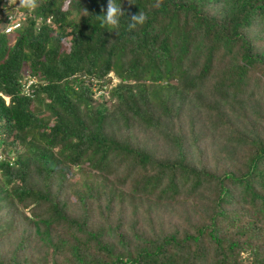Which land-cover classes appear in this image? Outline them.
Segmentation results:
<instances>
[{
    "label": "trees",
    "instance_id": "16d2710c",
    "mask_svg": "<svg viewBox=\"0 0 264 264\" xmlns=\"http://www.w3.org/2000/svg\"><path fill=\"white\" fill-rule=\"evenodd\" d=\"M115 2L118 29L39 0L0 31V264H264V0ZM109 71L107 99L77 79Z\"/></svg>",
    "mask_w": 264,
    "mask_h": 264
},
{
    "label": "clouds",
    "instance_id": "9594fccd",
    "mask_svg": "<svg viewBox=\"0 0 264 264\" xmlns=\"http://www.w3.org/2000/svg\"><path fill=\"white\" fill-rule=\"evenodd\" d=\"M2 1V0H1ZM3 3V6L1 7V15H5V20L6 22L4 23L3 27L1 28V33L8 35L10 33H14L16 31V29H19V27L22 25V22L24 21L25 17L23 15H15L14 14V10H16V8H24L27 9L29 12L34 11L38 6H39V0H19V2H16V0H8V3ZM162 3V0H157V7ZM8 13H12V18L11 19H7V15ZM87 10L85 9V15L87 14ZM124 11L122 10V6L121 4H117L115 2V0H108L107 3V8H106V14H104L102 17L98 16V18L101 19V23L104 25H108L110 26L112 29H118L119 25H120V17L124 15ZM36 24L35 29H38V26L40 25L42 18L41 17H37L36 19ZM147 20V16L145 13L140 12L134 15H131L129 17V22L127 25V28L129 31H133L137 28L138 25H143L145 23V21ZM45 23L48 24L50 23V17H46L44 19ZM109 74H113L111 71H109L104 79H96L93 76H86V75H78L77 79L78 80H84V83L86 85H88L90 91L93 93V97H103V94H98L96 96L95 95V90L98 88H93L94 85H96L97 83L100 82H104L103 85H99L100 88L104 86V88H106L105 90V96L107 98V90L113 86L114 84H116L118 82V79L116 76H114V80H107L106 77H109ZM76 76V74L71 75L70 77H74ZM160 82L165 83L168 81H163L161 80ZM16 83H17V87H18V94L31 100V106H33V100H34V89L35 87H38V84H42V81L38 79L37 75L35 73L29 72V71H25V72H21L20 75L17 77L16 79ZM169 83V82H168ZM175 83V80H174ZM74 87V86H73ZM74 89H76L74 87ZM0 98L2 99L3 103L5 106H8L10 103V97L7 94H4L1 90H0ZM105 99V98H104ZM1 136V134H0ZM4 149L0 148V152L4 151ZM13 156L12 155H7V156H3V154L0 156V159H5V158H9L11 159Z\"/></svg>",
    "mask_w": 264,
    "mask_h": 264
},
{
    "label": "rangeland",
    "instance_id": "374dc122",
    "mask_svg": "<svg viewBox=\"0 0 264 264\" xmlns=\"http://www.w3.org/2000/svg\"><path fill=\"white\" fill-rule=\"evenodd\" d=\"M107 78V80H114V76H113V74H109V77H106ZM169 83H174V80H169L168 81ZM147 83V82H146ZM98 84L99 85H103L104 84V82H100V83H97L96 85H94L93 86V88L95 89V88H98V89H96L95 90V95L94 96H96V95H98L99 93L100 94H103L104 95V98L105 99H107L106 98V96H105V90H106V88H104V86L103 87H101L100 88V86H98ZM109 104V101H107L106 102V105H108ZM13 147H5V150H4V153L1 151L0 152V156L3 154V156H7L8 154H9V151L12 149ZM12 156H13V154H12ZM238 159V158H237ZM83 177H82V175L81 174H78L77 176H73V178H72V180H74V181H80L81 179H82ZM14 219V221H15V218H13ZM5 225L6 224H3L2 225V228H5ZM5 235H0V256L1 257H4V255L6 254V250H7V248L8 247H6L5 246V243L3 242V237H4ZM2 259H5V258H2ZM239 259L241 260V264H253V262H252V260L250 259V257L249 256H246L244 253H242V254H240L239 255Z\"/></svg>",
    "mask_w": 264,
    "mask_h": 264
},
{
    "label": "built area",
    "instance_id": "2783aa9c",
    "mask_svg": "<svg viewBox=\"0 0 264 264\" xmlns=\"http://www.w3.org/2000/svg\"><path fill=\"white\" fill-rule=\"evenodd\" d=\"M4 3H8V0H2ZM16 2H19V0H16ZM12 18V13H8L7 15V19H11Z\"/></svg>",
    "mask_w": 264,
    "mask_h": 264
}]
</instances>
